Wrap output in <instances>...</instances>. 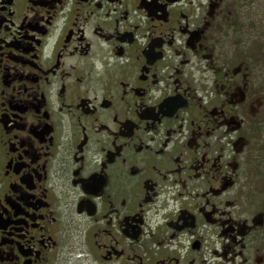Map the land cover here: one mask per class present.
Wrapping results in <instances>:
<instances>
[{"label": "flooded vegetation", "instance_id": "obj_1", "mask_svg": "<svg viewBox=\"0 0 264 264\" xmlns=\"http://www.w3.org/2000/svg\"><path fill=\"white\" fill-rule=\"evenodd\" d=\"M254 12L0 0V264H264Z\"/></svg>", "mask_w": 264, "mask_h": 264}, {"label": "trees", "instance_id": "obj_2", "mask_svg": "<svg viewBox=\"0 0 264 264\" xmlns=\"http://www.w3.org/2000/svg\"><path fill=\"white\" fill-rule=\"evenodd\" d=\"M247 16H249V19L244 16V18L247 19L245 20L246 23L245 21H242L239 25V30H241L240 33H243V35H245L243 41L240 43V46H243V43H245V45L247 46V48H245L246 54L249 57H252L254 61L255 73L258 75L256 76L260 79L261 89L264 93V0H255V12L252 17L251 15ZM252 32L255 35L254 40L249 36H253ZM254 47L255 49H258L257 52L253 51ZM262 202H264V194L262 195Z\"/></svg>", "mask_w": 264, "mask_h": 264}, {"label": "rangeland", "instance_id": "obj_3", "mask_svg": "<svg viewBox=\"0 0 264 264\" xmlns=\"http://www.w3.org/2000/svg\"><path fill=\"white\" fill-rule=\"evenodd\" d=\"M262 10V8H261ZM241 15H244L247 17V19H249V16H247L245 13H241L238 18H234L233 21H235L234 23H229L226 27L225 30H227L229 33V36H231V39L234 40H238V43L240 45L241 41H243V38L245 35H243V33H240L241 30H239V22L245 21L247 19H245L244 17H242ZM238 21V24L235 25ZM249 21V20H248ZM246 23V21H245ZM241 24V23H240ZM252 31V30H250ZM253 34V32H252ZM250 38L252 37L253 40L255 39V35H249ZM251 38V39H252ZM244 49L247 48V46L245 45V43L242 44ZM240 47V46H239ZM253 51H258V49H255ZM256 58V56H255ZM260 74V73H259ZM261 78V76H260ZM253 157H252V174H253V178H254V185L255 188L258 189L261 193V195L264 194V127L262 128V130H260L257 134V137L254 141V146H253ZM87 264V263H85Z\"/></svg>", "mask_w": 264, "mask_h": 264}]
</instances>
